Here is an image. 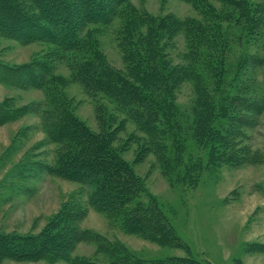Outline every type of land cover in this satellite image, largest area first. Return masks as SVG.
Here are the masks:
<instances>
[{
	"label": "trees",
	"instance_id": "obj_1",
	"mask_svg": "<svg viewBox=\"0 0 264 264\" xmlns=\"http://www.w3.org/2000/svg\"><path fill=\"white\" fill-rule=\"evenodd\" d=\"M186 1L200 10L203 20L153 17L136 11L130 0H0V38L48 47L42 56L26 65L0 61L1 85L40 90L45 96L43 102L24 107L15 106L13 99L0 102V126L40 113V131L48 143L57 147L55 163L42 166L47 175L80 183L88 206L104 214L110 224H118L126 234L188 252L184 258L146 260L120 243L106 248L102 237L81 228L87 209L71 198L38 234L0 231V263L10 259L69 264H204L189 255V246L177 235L158 199L122 157L131 144L141 140L133 134L122 146H116L127 122H133L146 137L134 163L154 153L164 176L173 174L174 166L182 164L178 158L183 154L173 132L178 115L175 92L183 82L192 80L198 95L191 128L193 139L203 149L210 141L218 145L209 156L207 168L239 167L246 160L253 161L248 154L238 155L236 147L244 134L235 132L233 116H227L226 132L215 126L218 109L202 83L201 67L208 66L209 61L211 74L220 85L229 49L224 23L238 18L251 36L264 37V0H213L223 5L220 11L210 0ZM118 17L123 21L117 41L126 66L124 72L108 64L91 32L92 26L109 25ZM179 36L185 38L187 52L184 64L174 65L171 53L176 50ZM59 64L68 66L69 79L57 74ZM70 83L79 84L92 98H109L115 113L124 116L120 125L115 116L107 118L100 108V131L91 130L61 93ZM45 108L49 110L43 116ZM31 129L27 127L23 132ZM171 141L173 161L168 156ZM204 170L200 160L184 165V183L191 188L198 186ZM90 241L98 242L97 251L108 255V262L72 256L79 243ZM249 246L247 253L257 247Z\"/></svg>",
	"mask_w": 264,
	"mask_h": 264
},
{
	"label": "rangeland",
	"instance_id": "obj_2",
	"mask_svg": "<svg viewBox=\"0 0 264 264\" xmlns=\"http://www.w3.org/2000/svg\"><path fill=\"white\" fill-rule=\"evenodd\" d=\"M210 2L219 11L224 9L218 2ZM129 3L139 13L153 17L172 15L180 21L203 20L200 10L186 0H130ZM237 20L232 19L223 25L229 49L220 85L211 74L209 61H206L208 66L201 67V80L216 102L215 126L226 132L227 116H233V129L237 134L240 131L244 134L238 140V155L248 154L253 161L246 160L239 167L219 165L207 168L209 156L218 145L210 141L208 147L203 149L193 139L191 128L198 95L197 84L192 80L183 82L175 92L178 115L173 132L183 154L178 158L182 164L174 166L173 174L168 178L164 176V170L157 163L154 153L149 154L143 162L134 163L146 137L133 122H127L125 130L119 135L120 142L116 144L122 146L133 134L141 140L139 144H131L122 157L133 165L148 192L158 199L177 235L189 246V255L204 264H264V37L251 36L244 29V24ZM122 23L118 17L109 25L92 26L91 32L108 64L124 72L126 66L117 41ZM47 48L41 44L23 45L0 38V61L10 65H26L35 57L42 56ZM186 52L185 38L179 36L176 50L171 53L172 63L184 64ZM203 58L207 59L205 55ZM57 74L66 79L71 75L66 64L58 65ZM61 93L69 100L74 114L95 132L101 128L97 112L100 108L107 113V118L115 116L117 125L124 118L115 113L116 107L109 98L103 95L92 98L79 84L70 83L61 89ZM44 98L40 90H21L0 84V102L13 99L15 106L24 107L43 102ZM256 105L262 109L256 110ZM218 106L223 109L221 112ZM47 110L41 111L43 116ZM40 123L41 114L31 113L16 122L0 126V231L38 234L46 227L48 220L74 198L87 209L80 223L81 228L102 237L104 247L120 243L137 257L146 260L188 257L185 249L162 246L126 234L118 224H110L104 214L88 206L80 183L47 175L42 166L55 163L57 147L48 143L40 131ZM27 127H31V131L23 132ZM223 136L224 133H221L220 137ZM169 145L168 156L173 161V141ZM199 160L205 170L198 186L191 188L183 180L184 165ZM251 244L257 247L247 253V247ZM98 247L96 241L79 243L72 256L108 262L109 256L99 254ZM0 264L69 263L7 259Z\"/></svg>",
	"mask_w": 264,
	"mask_h": 264
},
{
	"label": "crops",
	"instance_id": "obj_3",
	"mask_svg": "<svg viewBox=\"0 0 264 264\" xmlns=\"http://www.w3.org/2000/svg\"><path fill=\"white\" fill-rule=\"evenodd\" d=\"M11 141H12V138L10 139V142H11ZM10 142H9V144H10ZM9 144H8V145H9ZM8 145H6L5 147H8ZM3 148H4V147H3ZM0 153H1V152H0Z\"/></svg>",
	"mask_w": 264,
	"mask_h": 264
}]
</instances>
